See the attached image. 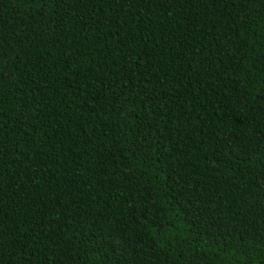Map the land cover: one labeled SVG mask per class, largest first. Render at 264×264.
<instances>
[{
    "label": "trees",
    "instance_id": "obj_1",
    "mask_svg": "<svg viewBox=\"0 0 264 264\" xmlns=\"http://www.w3.org/2000/svg\"><path fill=\"white\" fill-rule=\"evenodd\" d=\"M0 264H264V0H0Z\"/></svg>",
    "mask_w": 264,
    "mask_h": 264
}]
</instances>
